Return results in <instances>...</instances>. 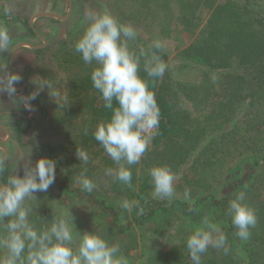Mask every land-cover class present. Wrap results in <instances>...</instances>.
Returning <instances> with one entry per match:
<instances>
[{"label":"trees","instance_id":"16d2710c","mask_svg":"<svg viewBox=\"0 0 264 264\" xmlns=\"http://www.w3.org/2000/svg\"><path fill=\"white\" fill-rule=\"evenodd\" d=\"M120 1L123 5L128 2ZM136 1L139 0H134ZM193 1L186 3V9L197 20V7ZM205 1L211 11L209 18L200 31L195 30L189 34V44L178 53L181 67L192 64L203 69L208 68V77L200 85L190 86L180 82L174 84L166 72L159 78L149 77L144 71L145 60H150L155 55L167 63L170 54L163 48L157 50L151 47L152 44L143 42L146 55L140 57L139 75L155 93L160 122L153 136V149L145 160L141 175H138L135 166H129L132 186L129 187L119 180L118 184L125 192L127 200L132 202L131 221L144 223L161 211L166 213L164 205L168 203L166 198H156L154 195L149 169L156 165H166L177 175L190 162L185 177L186 185L194 198L188 215L195 213L197 206H205L207 203L208 206L219 209L211 223L218 222L227 237V252L209 246L206 256L201 255V264H264V201L260 193L264 178V160L260 161L258 158L261 155L264 159V0H227L217 6L207 0L202 2L204 6ZM150 2L153 1L143 0V4H148L147 7ZM170 2L171 0L159 1L166 8H169ZM124 17L134 18V15L128 17L125 14ZM166 17H172V13H167ZM184 19L180 20L183 27L192 24L188 15ZM124 20L126 19L120 18L118 21L124 23ZM30 31L34 32L32 28ZM136 39L138 42L142 41L138 35ZM60 65L69 72L66 80L80 106L73 105L65 114L56 116L53 119L54 127L60 134L61 128L67 124L73 127L76 141H82L84 145H78V150L100 145L93 132L98 123L108 120L112 113L104 107L101 94L92 86L93 69L85 64L81 54L75 50H71L60 61ZM180 93H185L187 99L197 105L203 104L204 109L208 108L204 121H199L196 116H192L189 109L183 107ZM243 108L248 110L240 120L239 112ZM20 109L26 112L23 106ZM28 121L32 122L29 119ZM45 148L50 149L48 158L56 161V173L63 177L60 185L73 182L82 170L85 175L93 172L92 166L79 160L64 169L61 157L51 153L53 146L49 143ZM100 149L104 151L101 145ZM243 158L247 159L250 166V173L246 177L254 171L256 176L249 182L244 178L241 183H248L242 185L228 183L224 180V175L232 170L235 161ZM9 175V169L4 166L0 178L6 182ZM217 186L225 192L218 201L215 200L214 193ZM83 192L90 199L95 198L104 214L107 209L110 210L107 215L113 221L95 233L103 236L110 244H116L118 237L127 234L131 227L120 225V213L113 206L97 199L93 193ZM239 192L245 193L244 202L255 211L257 218V223L250 228L251 235L246 241L236 236L237 229L232 224L229 213V202ZM35 196V199L26 201L32 208L29 222L37 231H41L49 227L54 218L63 214L51 203L50 189L46 193L37 192ZM78 226L81 225L78 223ZM182 254H166L164 259L168 262L165 264H193L186 261ZM155 259L154 257L150 260Z\"/></svg>","mask_w":264,"mask_h":264},{"label":"rangeland","instance_id":"374dc122","mask_svg":"<svg viewBox=\"0 0 264 264\" xmlns=\"http://www.w3.org/2000/svg\"><path fill=\"white\" fill-rule=\"evenodd\" d=\"M149 7L142 2L128 0L127 4H121L120 0H71L72 10L66 19H56L49 16H39L34 19V29L45 40H41L35 32H31L30 21L32 18L42 12H55L62 16L67 15L69 11L68 0H0V27L8 30L10 36V47L8 52L0 53V70L5 66L8 67L12 50L20 43H30L35 46H43V52L28 46H20L14 53L12 68L10 72H18L22 79L16 85L17 97L23 85L33 76H40L43 79L50 80V83L61 92L67 95L68 106L58 107L52 101L47 90L41 91L39 96L32 101V111L22 112L19 101L9 98L7 94L0 93V124L9 128L11 137L0 127V145L7 150V156L4 159L5 167L9 169L10 175L14 173L23 174V170L30 168L40 157H48L50 149L45 148L47 144L53 146L51 153L54 156H60L64 166H70L76 160V151L79 147L84 146L76 141L73 127L67 126L61 128L62 134L58 133L54 127L53 119L58 115L68 112L73 105L80 106L77 96H74L67 82V73L60 65V61L72 50H75V42L83 34L89 23L90 14L107 13L117 20L124 18L123 24L131 25L137 35L142 38L141 42L134 40L127 41L128 48L139 55L141 48L145 50L143 42L152 44L156 39L163 42V49L170 54V60L166 63V73L172 78V83L180 82L186 85H200L208 77V68L203 69L201 66L189 64L187 67H181L178 63V53L185 48L190 39L189 34L195 30H201L211 11L207 2L204 0H171L169 8L159 3L160 0H151ZM188 1L195 2L198 17L197 20L192 18L190 10L186 9ZM213 2L215 6L223 4L227 0H207ZM243 2L244 0H237ZM132 2L133 4H129ZM141 3V4H138ZM169 9V10H167ZM264 9V7H263ZM167 10V11H166ZM126 11V12H125ZM172 13V17L167 18V13ZM133 14L134 18H125ZM191 19L190 26L183 27L181 21L184 17ZM166 18V19H164ZM181 20V21H180ZM185 21V19H184ZM168 24H165V23ZM197 26H199L197 28ZM185 28V30H184ZM33 29V28H32ZM33 29V30H34ZM199 33V32H198ZM90 65V64H89ZM93 69L96 65H90ZM34 85L30 82L26 86L23 95L33 91ZM181 94V102L185 109H189L193 117L199 121H204L208 108L204 109L203 104H195L188 100L185 93ZM247 108L239 112V119L242 120ZM14 112V113H13ZM16 112L25 113L32 118L29 123L28 119L22 117ZM24 133H21V131ZM74 135V136H73ZM73 136V137H72ZM3 140H6L3 142ZM75 140V141H74ZM84 143V142H83ZM79 145V147H78ZM87 152L89 156L88 163L92 166L91 174L87 175L96 185L91 192L99 200H103L107 205L113 206L119 211L121 216L120 225L122 227L130 226L131 229L127 234L118 237L116 244H119L120 253L126 258L127 264H165L168 261L164 259L166 254H182L186 261L192 262L189 251L186 246L187 237L198 227H203L202 221L207 217L210 222L219 209L213 206H197L195 213L189 214L193 205V193L190 192V198H184V190L188 189L186 185L185 174L188 173L186 163L181 171L175 175L174 187L175 195L173 197H157L167 199L168 203L164 205L166 213L159 212L158 215L151 217L144 223L131 221V209L121 208V203L127 200L125 192L118 184L115 173L118 165L104 151H101L100 145L89 146ZM86 148V147H85ZM153 149V138L150 141L145 154L135 166L138 175H141L144 169L145 160L148 158ZM5 155V150L0 147V159ZM259 160L263 161V156L259 155ZM129 167V165H126ZM106 169H112L111 174H106ZM85 172V171H81ZM250 173V166L247 159H239L232 165V170L224 175V180L228 183L237 185L245 184L256 176L255 171ZM63 177L56 173L55 182L49 188L52 197L51 203L61 211L63 217L68 219L70 227L73 230L74 239L78 237V231L99 232L113 220L107 215L110 210H104L98 206L95 198L90 199L81 189L78 178H74L70 184H61ZM248 179L245 183L241 181ZM247 182V183H248ZM0 183H4L0 178ZM190 190V189H189ZM191 191V190H190ZM154 193V192H153ZM215 200H219L224 194L221 187H215ZM261 199L264 201V178L260 185ZM128 201V200H127ZM132 208V202L129 201ZM74 218L71 223V215ZM78 223L81 226H78ZM221 228L218 222H215ZM199 224V225H198ZM208 250V249H207ZM207 252V251H206ZM206 252L201 254L206 256ZM7 256V250L0 247V260ZM157 260H150L152 258ZM181 257V256H180ZM151 261V262H150Z\"/></svg>","mask_w":264,"mask_h":264},{"label":"clouds","instance_id":"9594fccd","mask_svg":"<svg viewBox=\"0 0 264 264\" xmlns=\"http://www.w3.org/2000/svg\"><path fill=\"white\" fill-rule=\"evenodd\" d=\"M88 19L87 27L75 42V51L81 54L85 64L95 62L96 66L91 72L92 86L101 94L104 107L112 113L108 120L98 123L93 135L118 165L115 178L131 187L132 173L126 165L140 162L160 122L155 93L139 75L140 57L146 53L141 48L137 55L128 48L127 41L137 36L131 25L123 24L107 13L90 14ZM10 43L8 30L0 27V53L8 52ZM151 47L161 50L163 42L156 39ZM166 69V63L155 55L145 60L144 71L151 78L162 77ZM21 79L18 72H10L5 66L0 70V93L18 100L27 111L34 110L32 101L44 90L58 107L68 106L67 95H62L47 79L40 77H33V91L17 97L16 85ZM76 157L84 164L88 163L87 152L77 149ZM4 166V160L0 159V172ZM105 172L111 174L112 169H106ZM149 175L155 196L175 195L176 177L168 166H153L149 169ZM55 178L56 161L42 156L33 166L24 169L22 175L16 172L9 175L6 182L0 183V247L7 250V256L0 260V264H127L126 258L120 253L119 244H110L100 234L78 231V237L74 239L69 221L63 216L54 218L50 226L41 231L31 225L29 215L32 208L26 201L35 199L37 192L46 193ZM78 183L88 193L96 187L83 172ZM184 198H190L187 188ZM244 200L245 193L239 192L229 202V213L237 229L236 236L246 241L257 218L255 211ZM120 206L131 209L127 200ZM202 225L186 240L193 264H201V254L209 246L225 252L228 250L227 237L219 226L211 223L207 217L203 219Z\"/></svg>","mask_w":264,"mask_h":264},{"label":"water","instance_id":"95a60500","mask_svg":"<svg viewBox=\"0 0 264 264\" xmlns=\"http://www.w3.org/2000/svg\"><path fill=\"white\" fill-rule=\"evenodd\" d=\"M68 2H69V11H68V14H67V15L62 16V15L57 14V13H55V12H42V13H39V14L35 15V16L32 18V20L30 21V26L34 29V19H36V18L39 17V16H49V17H53V18H56V19H66V18L69 16V14L71 13V10H72V2H71V0H68ZM34 32L37 34V36H38L41 40H43V41L45 42V40L40 36V34L36 31V29H34ZM20 46H28V47H30V48H34V49H38V48H42V47H43V46H35V45H33V44H30V43H20V44H18L17 46H15L14 49L12 50L11 58H10V61H9V67H8L9 71H11V68H12V61H13L14 53L16 52V50H17ZM31 79H32V78H30V79H29V80L23 85V87H22V89H21V91H20V93H19V96L24 94V91H25V89H26V86L28 85V83H29V81H30ZM16 95H17V93H16ZM33 109H34V108H33ZM16 113L19 114V115H21V116L24 117V118H27V119H31V118H32L31 116H29V115H27V114H25V113H22V112H16ZM32 113H34V110L32 111ZM0 127H1V128L7 133L8 138H10L11 135H10V131H9L8 127L5 126V125H1V124H0ZM5 141H6V140H3V142H5ZM0 147H2V148L5 150V155H4V157L2 158V159L4 160V159L6 158V156H7V150L5 149V147H4L3 145H0Z\"/></svg>","mask_w":264,"mask_h":264},{"label":"crops","instance_id":"0c3cea01","mask_svg":"<svg viewBox=\"0 0 264 264\" xmlns=\"http://www.w3.org/2000/svg\"><path fill=\"white\" fill-rule=\"evenodd\" d=\"M33 77H40V76H33ZM33 77H32V79H33ZM41 78V77H40ZM32 79L29 81V83L32 81ZM41 79H43V78H41ZM29 83H28V85H29ZM14 113V112H13ZM17 114V113H16ZM27 119V118H26ZM9 129V128H8Z\"/></svg>","mask_w":264,"mask_h":264},{"label":"built area","instance_id":"2783aa9c","mask_svg":"<svg viewBox=\"0 0 264 264\" xmlns=\"http://www.w3.org/2000/svg\"><path fill=\"white\" fill-rule=\"evenodd\" d=\"M153 138V137H152ZM152 140V139H151Z\"/></svg>","mask_w":264,"mask_h":264}]
</instances>
